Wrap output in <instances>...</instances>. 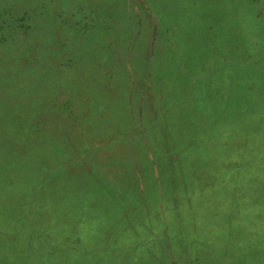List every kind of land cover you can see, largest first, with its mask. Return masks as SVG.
I'll use <instances>...</instances> for the list:
<instances>
[{"label": "rangeland", "instance_id": "1", "mask_svg": "<svg viewBox=\"0 0 264 264\" xmlns=\"http://www.w3.org/2000/svg\"><path fill=\"white\" fill-rule=\"evenodd\" d=\"M0 264H264V0H0Z\"/></svg>", "mask_w": 264, "mask_h": 264}]
</instances>
